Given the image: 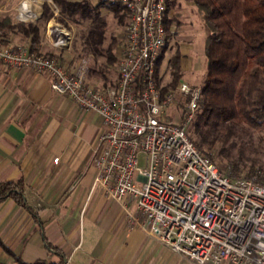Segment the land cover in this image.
Returning <instances> with one entry per match:
<instances>
[{
	"label": "built area",
	"instance_id": "built-area-1",
	"mask_svg": "<svg viewBox=\"0 0 264 264\" xmlns=\"http://www.w3.org/2000/svg\"><path fill=\"white\" fill-rule=\"evenodd\" d=\"M102 1L128 13L115 84L90 83L84 68L71 72L26 46L0 45V61L47 73L55 93L102 118L92 188L118 203L131 225L193 264H264V183L223 173L188 135L201 87L181 81L161 93L156 85L166 0ZM177 92L186 97L178 119L169 115Z\"/></svg>",
	"mask_w": 264,
	"mask_h": 264
},
{
	"label": "crops",
	"instance_id": "crops-1",
	"mask_svg": "<svg viewBox=\"0 0 264 264\" xmlns=\"http://www.w3.org/2000/svg\"><path fill=\"white\" fill-rule=\"evenodd\" d=\"M45 2L51 8V0H1L0 18L44 21ZM183 2L184 10L200 17L192 0ZM208 34L202 20L200 27L191 22L177 32L188 80L194 69L206 67ZM5 39L8 45L29 46L19 32ZM39 47L46 52L54 46L43 36ZM99 79L89 81L103 84ZM104 128L98 114L80 111L69 97L55 93L47 73L0 61V182L21 180L38 215L36 220L10 198L0 203L1 241L24 262L63 257L67 264H193L131 225L118 203L92 188L97 138ZM13 263L0 246V264Z\"/></svg>",
	"mask_w": 264,
	"mask_h": 264
},
{
	"label": "trees",
	"instance_id": "trees-1",
	"mask_svg": "<svg viewBox=\"0 0 264 264\" xmlns=\"http://www.w3.org/2000/svg\"><path fill=\"white\" fill-rule=\"evenodd\" d=\"M51 1L56 6L58 15L64 20L76 26L86 24V29L81 34L79 54L91 55L93 58L103 57L107 66L115 64L113 46H104L107 25L100 14V7H106L118 15L123 9L119 3L107 5L104 1H99L93 5L88 0ZM192 1L209 34L204 41L206 67L201 85L202 100L187 133L194 144L214 161V156L208 152L217 143L225 145L231 137H250L254 132L264 130V0ZM166 3L168 4V0ZM42 8L48 13L52 12L46 2ZM44 18L51 31L65 28L47 15ZM164 25L167 33V18ZM9 32L21 33L29 40V51L40 54L39 46L43 37L40 21L15 22L10 15H5L0 18V45H8L5 37ZM166 45L167 40L155 68V82L161 93L173 88L182 76L181 53L177 49L169 61L171 80L167 85L160 83L158 65ZM47 55L55 57L53 54ZM99 74L106 79L104 72L99 71ZM116 79L103 85H113ZM231 165L232 171L239 174L235 159ZM249 175L264 183L262 169L249 171L246 177ZM9 198L38 219L36 210L25 199L21 180L0 182V203ZM0 246L14 258L15 264H66L63 257L60 262H24L1 239Z\"/></svg>",
	"mask_w": 264,
	"mask_h": 264
},
{
	"label": "rangeland",
	"instance_id": "rangeland-1",
	"mask_svg": "<svg viewBox=\"0 0 264 264\" xmlns=\"http://www.w3.org/2000/svg\"><path fill=\"white\" fill-rule=\"evenodd\" d=\"M88 1L94 5L102 0ZM181 3H184L183 0H168L167 4V45L163 52V58L158 65L157 72L158 78L162 85H167L170 82L171 76L169 61L173 54L177 51V49L180 50L179 44L181 43V40L177 37L178 30L182 26L189 25V23L191 22L196 23V26L200 27L202 20L201 15L198 18L196 16H193V13L191 14L188 9L184 10V6H181ZM51 11V13L44 11L45 16L47 15L65 28L51 31L49 27L50 25H48L45 19V22L43 20L40 21L42 36L48 37L51 45H53L54 47H52V50H48L46 52L40 51L39 53L45 55L53 54L71 72H75L79 67L84 68L85 79L88 82H90V79H93L95 77H97V79L100 78V81H104L102 82L103 84L113 82L118 77V67L122 54V50L119 51L118 47H121L122 44L124 45V29L128 21L127 11L122 9L118 12V15H115L111 10L106 9L105 7L100 12L107 25L105 30L104 46H113L112 53L116 59L115 64L111 66H107L103 57L93 58V56L91 55L86 56L82 53L79 54L81 34L83 33V30L86 29L85 23L80 26H76L73 23L64 20L58 15L57 8L53 2L51 3ZM120 15L121 18H119ZM186 15L191 16V18H187ZM116 48L117 51H115ZM194 70L195 72L192 75V79L188 80L187 71L185 69H181L182 76L179 82L173 88H168L167 91L176 90L178 84L181 81H186L192 86L201 87L205 68L202 69L200 67ZM94 71L95 73L94 75H92ZM99 71L104 72L106 79H103L99 74H97ZM90 83H93L95 85L97 84L99 86L103 85L98 84L97 82ZM185 100L186 97L184 95L178 94V92L176 93L175 105H173L169 109L170 117L172 116L176 119H178V117H182V110L185 105ZM189 125L190 124L187 125V130ZM208 153L214 156L216 165L225 174H231L232 176L236 177H245L246 174L249 173V171H258L259 169H262L264 171V130H262L261 132H254L250 137L249 135H242L240 136V138L231 137L227 144L222 145L221 143H217ZM233 159H235L238 164L239 174H236L234 171H232L231 162L233 161ZM139 163L140 165L143 164L142 156L140 157ZM253 164L254 166H252ZM247 177L254 176L249 175Z\"/></svg>",
	"mask_w": 264,
	"mask_h": 264
}]
</instances>
